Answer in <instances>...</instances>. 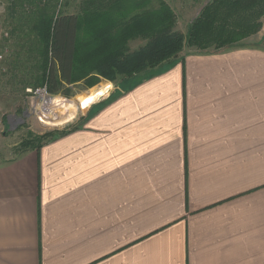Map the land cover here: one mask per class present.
I'll return each instance as SVG.
<instances>
[{
  "label": "crops",
  "instance_id": "crops-1",
  "mask_svg": "<svg viewBox=\"0 0 264 264\" xmlns=\"http://www.w3.org/2000/svg\"><path fill=\"white\" fill-rule=\"evenodd\" d=\"M102 98L0 162V264H264V17Z\"/></svg>",
  "mask_w": 264,
  "mask_h": 264
},
{
  "label": "trees",
  "instance_id": "trees-1",
  "mask_svg": "<svg viewBox=\"0 0 264 264\" xmlns=\"http://www.w3.org/2000/svg\"><path fill=\"white\" fill-rule=\"evenodd\" d=\"M57 3L9 2L14 23L11 36L15 40L10 65L14 69L25 66L34 51L40 52L43 78L51 93H57L64 83L74 84L96 71L110 80L117 74L142 72L148 77L173 63L186 46L207 49L215 44L220 48L256 33L264 16V0H215L204 8L185 38L182 32L172 29L173 11L168 6L132 16L125 13L119 19H113L109 11H97L86 23L79 13H61ZM139 35L146 36L148 43L130 50L129 41Z\"/></svg>",
  "mask_w": 264,
  "mask_h": 264
},
{
  "label": "rangeland",
  "instance_id": "rangeland-1",
  "mask_svg": "<svg viewBox=\"0 0 264 264\" xmlns=\"http://www.w3.org/2000/svg\"><path fill=\"white\" fill-rule=\"evenodd\" d=\"M214 1L58 0L57 7L64 14H81L87 23L93 17V12L97 11H109L113 19H119L125 13L127 16H132L143 10L168 6L173 11L172 29L182 32L187 38L193 23L201 15L204 8ZM9 2L10 0H0V53L4 55L3 71L0 76V113L2 118L0 162L14 159L29 150L38 149L37 147L40 144L42 145L53 139L59 131L80 126L87 118V110L92 103L102 97L109 100L120 90L131 85V82L147 76L144 72L133 75L117 74L115 79L110 80L98 74L97 71L92 72L90 76L74 84L64 83L57 93H51L47 89L51 102L46 108L44 107L46 111H42L40 106H42L45 99L42 96L37 98L34 95L38 89L47 88L46 81L43 78L44 72L40 52L34 51L25 66L14 69L10 65L13 61L11 50L14 49L13 43L15 40L11 36L14 23L10 14ZM85 27L87 28V24ZM242 40L220 48L236 45ZM147 43L148 38L139 35L129 41L128 48L136 50ZM216 46L212 44L207 49H202L191 45L186 46L184 52L219 49ZM157 71L158 69L153 73ZM60 117L61 120L66 119V122L56 125L53 118L60 120Z\"/></svg>",
  "mask_w": 264,
  "mask_h": 264
},
{
  "label": "built area",
  "instance_id": "built-area-1",
  "mask_svg": "<svg viewBox=\"0 0 264 264\" xmlns=\"http://www.w3.org/2000/svg\"><path fill=\"white\" fill-rule=\"evenodd\" d=\"M0 13H1V8H0ZM3 61H4V55L0 53V76H1V73L3 71ZM0 85H1V78H0ZM43 93H45L46 97H48V92H47V88H44V89H38L37 91H35L34 95H36L37 98H40V96L43 97ZM49 98V97H48ZM43 99H45L44 103L42 104V106H40V108H42L41 110L42 111H46V106L49 104V102L51 101H48L46 100L45 97H43ZM51 100V99H49ZM45 107V108H44ZM2 126V118H1V113H0V127Z\"/></svg>",
  "mask_w": 264,
  "mask_h": 264
},
{
  "label": "bare ground",
  "instance_id": "bare-ground-1",
  "mask_svg": "<svg viewBox=\"0 0 264 264\" xmlns=\"http://www.w3.org/2000/svg\"><path fill=\"white\" fill-rule=\"evenodd\" d=\"M43 97H45L46 98V100H48V101H51V100H49V98L48 97H46V95H45V93H43ZM51 105V104H50ZM56 105V104H55ZM48 106V105H47ZM57 107V106H56ZM54 117V116H53ZM58 117V116H57ZM64 119V118H63ZM53 121L54 122H56V125H61V124H63V123H65L66 122V119H64V120H61V117H60V120H57L56 118H53ZM55 124V123H54Z\"/></svg>",
  "mask_w": 264,
  "mask_h": 264
}]
</instances>
